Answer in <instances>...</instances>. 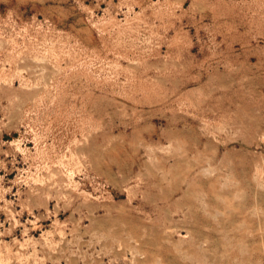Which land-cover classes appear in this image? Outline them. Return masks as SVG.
<instances>
[{"label": "rangeland", "instance_id": "1", "mask_svg": "<svg viewBox=\"0 0 264 264\" xmlns=\"http://www.w3.org/2000/svg\"><path fill=\"white\" fill-rule=\"evenodd\" d=\"M0 264H264V0H0Z\"/></svg>", "mask_w": 264, "mask_h": 264}]
</instances>
